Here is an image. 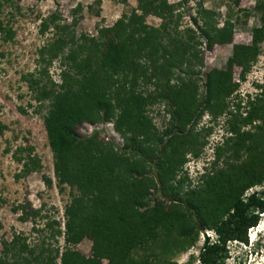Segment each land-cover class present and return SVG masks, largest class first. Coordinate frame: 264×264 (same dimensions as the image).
Segmentation results:
<instances>
[{"label": "trees", "instance_id": "obj_1", "mask_svg": "<svg viewBox=\"0 0 264 264\" xmlns=\"http://www.w3.org/2000/svg\"><path fill=\"white\" fill-rule=\"evenodd\" d=\"M136 1L129 14L98 28L96 35L77 33L75 15L63 23L49 17L55 37L38 50L40 67L30 77V88L39 106L46 102L43 125L57 184L76 193L65 205L64 229L57 220L47 222L56 224L49 238L57 243L62 235L63 249L13 233L1 241L0 264H57L58 259L60 264H177L175 257L206 230L215 238L202 233L196 264H224L227 243L247 244L249 228L258 224L264 210V188L256 189L264 182V85L231 105L228 98L238 87L233 67H240L244 79L264 42V0H255L259 25L251 31V43L233 44L225 67L204 73V90L199 84L202 38L208 48L230 43L234 20L218 26L215 12L199 2L195 27L183 26L181 1ZM11 3L0 0L4 40L14 36L2 17ZM149 13L160 19L157 26L145 22ZM54 60L60 65L57 82L47 71ZM155 104L168 115L161 131L148 114ZM204 112L213 120L225 116L224 134L193 184L178 171L186 154L198 156L206 142L211 128L197 129ZM109 120L123 138L121 147L98 130L75 131L84 122ZM4 128L0 123V132ZM16 159L24 172L40 167L36 157ZM38 212L23 209L21 219ZM84 237L91 240L89 256L71 247Z\"/></svg>", "mask_w": 264, "mask_h": 264}, {"label": "rangeland", "instance_id": "obj_2", "mask_svg": "<svg viewBox=\"0 0 264 264\" xmlns=\"http://www.w3.org/2000/svg\"><path fill=\"white\" fill-rule=\"evenodd\" d=\"M178 1L182 2L179 10L182 13L183 26L195 27L192 17L198 16L199 2L203 3V8L215 12L218 26L226 18L235 22L230 43H215L208 48L205 38H202L200 56L203 58V67L199 84L200 90H204V73L212 68H224L227 59L232 55L233 44L251 43V31L259 25L258 15L253 9L255 0H168ZM136 5V0H12L11 4L5 5L2 17L14 31V36L11 40L0 38V123L5 125L0 132V252L1 241L9 240L13 233L23 234L31 243L44 239L45 242L57 244L63 249L65 243L62 235L57 243L49 238L51 229H55L56 224L48 227L47 222L57 220L63 230L65 205L69 203L71 194L76 193L67 185L57 184L53 171V156L43 125L46 102L39 106L33 100L34 92L30 88V77L36 76L40 67L38 50L55 37L49 17L55 15L58 22L63 23L70 22L71 16L75 15L78 18L75 27L77 33L96 35L98 28L112 26L123 14H129ZM77 6H80L81 10L73 13ZM145 22L150 26H157L160 19L149 13ZM47 71L52 80L59 81L58 60H54ZM239 74L240 67L234 66L233 80L238 82V87L233 96L228 98L230 105L238 96L245 98L246 94L251 95L258 91L257 85H264V42L260 45L257 59L252 63L245 78L240 79ZM148 114L155 127L163 130L168 120L163 105L149 106ZM224 118L225 116L221 115L213 120L208 112L203 113L197 123V129L210 127L211 130L198 156L186 154V161L178 171V176L186 173L195 184L201 171L206 170L213 159L214 145L221 142ZM100 125L102 128L98 131L105 141H111L118 147L123 145V138L114 128L113 120L98 124ZM88 130V123L85 122L75 126V131L80 135H87ZM18 156L26 161L30 156L36 157L40 167L24 172L22 162L16 159ZM45 178H49L51 183L47 184ZM262 188L264 183L256 187L258 190ZM29 208L39 209L38 214L30 215L25 220L21 219L23 209L27 211ZM260 215L258 224L250 229L251 238L259 234L264 236V210ZM202 233L209 234L210 239L215 238L211 230L201 232L192 247L175 257L177 264H186L191 256L193 261L189 264L197 263L198 251L203 243ZM71 247L89 256L91 240L84 237ZM227 248L229 257L224 264H264L262 243L255 245L253 249L249 244V237L248 244L230 241ZM103 261L106 262V259ZM57 264H60V259Z\"/></svg>", "mask_w": 264, "mask_h": 264}, {"label": "clouds", "instance_id": "obj_3", "mask_svg": "<svg viewBox=\"0 0 264 264\" xmlns=\"http://www.w3.org/2000/svg\"><path fill=\"white\" fill-rule=\"evenodd\" d=\"M206 167V166H205ZM206 170H204V171H201V173L199 174V176L201 175V174H203L204 172H205ZM260 243H264V236L263 235H255V237H253V238H251V239H249V244L253 247V249H254V246L255 245H258V244H260ZM248 244V243H247Z\"/></svg>", "mask_w": 264, "mask_h": 264}, {"label": "built area", "instance_id": "obj_4", "mask_svg": "<svg viewBox=\"0 0 264 264\" xmlns=\"http://www.w3.org/2000/svg\"><path fill=\"white\" fill-rule=\"evenodd\" d=\"M98 124H100V123H95V124H90V123H88V127H89V130H88V132H87V134H90V133H92V131H94V130H99V129H101L102 128V125H100V126H98ZM111 131L113 132V127L111 126ZM106 131V130H105ZM107 132V134L109 135V132L108 131H106ZM118 138H119V136H118ZM121 139V138H120ZM264 183V182H263ZM250 229L251 228H249V230H248V237H249V239H251V237H250Z\"/></svg>", "mask_w": 264, "mask_h": 264}]
</instances>
